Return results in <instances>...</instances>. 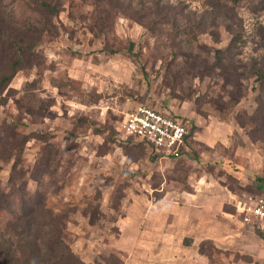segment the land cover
I'll return each mask as SVG.
<instances>
[{"label":"rangeland","instance_id":"374dc122","mask_svg":"<svg viewBox=\"0 0 264 264\" xmlns=\"http://www.w3.org/2000/svg\"><path fill=\"white\" fill-rule=\"evenodd\" d=\"M44 1L55 15L35 0H0V77L19 61L0 99V129L14 125L27 138L0 146V187L23 182L43 195L85 264L154 252L149 232L175 227L154 213L173 216L172 206L220 220L214 233L248 232L233 204L264 180V0ZM137 105L194 128L181 159L119 139ZM11 146L21 150L16 178ZM203 176L227 196L211 210L186 203ZM10 241L18 250L12 233L0 237ZM202 242L203 264H257Z\"/></svg>","mask_w":264,"mask_h":264},{"label":"trees","instance_id":"16d2710c","mask_svg":"<svg viewBox=\"0 0 264 264\" xmlns=\"http://www.w3.org/2000/svg\"><path fill=\"white\" fill-rule=\"evenodd\" d=\"M35 3L47 14L55 15L57 13L52 5L44 0H35ZM17 50L19 51L17 55H22L27 51L20 47ZM216 61L217 64H221V57H218ZM18 69L19 61L15 60L10 64L8 73L0 77V99H2V92L9 86ZM263 71L264 67L260 69L262 77ZM262 114L264 115V113ZM1 126L0 146L26 144L27 138L16 133L14 125L3 123ZM193 129L190 132L189 128L188 136L184 140L185 146H187L191 133H194ZM125 143H132V141ZM14 147L16 146H11L8 151L9 156L14 157L12 174L14 177H18L22 175L16 170L21 150L17 149V154L12 155ZM184 150L185 147L180 150L176 158L170 157L169 159H181L185 155ZM152 153H154L153 150ZM154 155L161 157L155 153ZM13 189L14 185L8 191L0 187V237H3L8 231L10 235L12 233L17 239L18 250L13 247L12 241L8 244L2 242L0 244V264H85L69 248L66 242L65 223L60 217L54 215L51 209L46 208V203L42 201L43 195L38 192L33 195L27 193L26 183L23 182L18 185V188ZM253 192L256 195L250 197H264V195L262 196L264 194L263 179H255ZM255 233L260 236L258 232ZM201 245L198 249L200 255L203 253ZM17 251L20 254L17 255Z\"/></svg>","mask_w":264,"mask_h":264},{"label":"crops","instance_id":"0c3cea01","mask_svg":"<svg viewBox=\"0 0 264 264\" xmlns=\"http://www.w3.org/2000/svg\"><path fill=\"white\" fill-rule=\"evenodd\" d=\"M215 185L216 180L213 178L201 177L196 185V191L198 192L196 195H190L191 198H186L188 201L186 203H194V201L192 202V198H198V202L195 203L205 206H200V208H210L209 210H211V208L215 207L219 202L227 199V196L223 193L221 198V194L219 193L220 190H217ZM158 204L160 203L157 202L153 206L157 207ZM171 208L174 212L173 216L167 212H165V214L153 213L156 217H161V219H165V221H172L175 226L174 229H160L156 230V232H149L147 238L149 243H151L150 245L153 248L155 247V251L153 250L154 252L148 254H146L143 249L140 250V252H135L133 259H130L131 257L129 256L125 264H203V256L198 253V245H200L202 241H212L216 248L221 251H228L232 254L238 252L252 257L257 264H264V255L259 254L260 252L258 253L255 249H262V247H264V240L253 233L255 231L246 228L248 231L246 233L240 232L237 234L227 230V235L221 234L218 230L219 227H221L220 220L206 219L207 216L203 211H197L196 214V212L191 213L190 210L188 212V207L186 206H172ZM197 210L201 209L197 208ZM223 221L221 222L223 223ZM215 223L218 224V229L216 230L215 227L213 230L216 231V233L210 231L209 228ZM239 225L243 228L240 223ZM185 238L188 239V244L186 246H184ZM141 239H145V237ZM142 242L144 244L147 243L144 241ZM228 264L237 263L232 261Z\"/></svg>","mask_w":264,"mask_h":264},{"label":"built area","instance_id":"2783aa9c","mask_svg":"<svg viewBox=\"0 0 264 264\" xmlns=\"http://www.w3.org/2000/svg\"><path fill=\"white\" fill-rule=\"evenodd\" d=\"M188 128L175 116L148 106L137 105L125 114L117 129L119 139L143 144L162 159L179 155L186 147ZM233 207L243 228L258 232L264 238V197H245Z\"/></svg>","mask_w":264,"mask_h":264}]
</instances>
